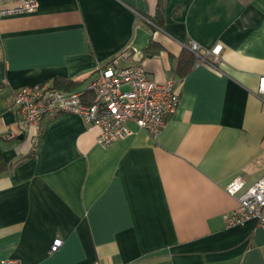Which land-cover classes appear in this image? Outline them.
Returning <instances> with one entry per match:
<instances>
[{"label":"crops","instance_id":"obj_1","mask_svg":"<svg viewBox=\"0 0 264 264\" xmlns=\"http://www.w3.org/2000/svg\"><path fill=\"white\" fill-rule=\"evenodd\" d=\"M35 1L34 13L0 16V260L264 264L257 222L223 220L239 207L227 186L240 179L243 191L264 174V0H161L156 28L158 0ZM139 27L152 35L140 62ZM192 42L220 44L218 62L180 77ZM116 58L176 81L179 105L158 135L128 123L100 146L99 128L67 113L43 120L35 146L19 132L16 89L59 79L82 90Z\"/></svg>","mask_w":264,"mask_h":264},{"label":"built area","instance_id":"obj_2","mask_svg":"<svg viewBox=\"0 0 264 264\" xmlns=\"http://www.w3.org/2000/svg\"><path fill=\"white\" fill-rule=\"evenodd\" d=\"M36 8L35 0H0V16L31 14ZM188 49L196 63L215 65L222 46L216 44L208 49L192 42ZM127 55L128 52H125L121 58ZM118 59L99 70L82 90L64 92L47 82L16 89L9 107L17 113L19 132L27 134L35 146L43 120L67 113L98 127L97 144L100 146L127 136L130 133L128 123H134L152 137L158 135L179 105L176 81L168 79L158 84L148 77L142 66L121 67ZM258 91L264 93V77L259 79ZM242 188L240 179L227 186V193L237 198L239 207L223 216L224 223L231 227L253 219L264 232V174L253 185L243 191ZM61 244L60 238L53 239L49 253L56 252ZM0 264L20 263L15 259H3Z\"/></svg>","mask_w":264,"mask_h":264},{"label":"trees","instance_id":"obj_3","mask_svg":"<svg viewBox=\"0 0 264 264\" xmlns=\"http://www.w3.org/2000/svg\"><path fill=\"white\" fill-rule=\"evenodd\" d=\"M160 3L161 0H158L155 15L151 19H149V22L152 24V28L159 27L162 24V12ZM195 61L196 59L192 53L188 51L183 52L178 59V63L175 69L176 73L180 77L187 75L192 70ZM54 83V87L57 89L72 91L74 90V88H76V84L70 80L61 81L59 79H56ZM7 167V163L0 149V174L6 171Z\"/></svg>","mask_w":264,"mask_h":264},{"label":"water","instance_id":"obj_4","mask_svg":"<svg viewBox=\"0 0 264 264\" xmlns=\"http://www.w3.org/2000/svg\"><path fill=\"white\" fill-rule=\"evenodd\" d=\"M152 35L148 31L137 28L135 31V37L132 41L130 48L134 51L136 61H141L144 57V51L148 46L149 41L151 40Z\"/></svg>","mask_w":264,"mask_h":264}]
</instances>
